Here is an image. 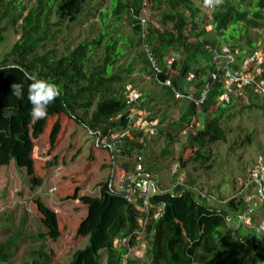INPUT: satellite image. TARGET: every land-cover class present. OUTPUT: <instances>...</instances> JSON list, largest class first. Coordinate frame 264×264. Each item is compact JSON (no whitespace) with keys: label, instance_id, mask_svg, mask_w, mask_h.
<instances>
[{"label":"trees","instance_id":"obj_1","mask_svg":"<svg viewBox=\"0 0 264 264\" xmlns=\"http://www.w3.org/2000/svg\"><path fill=\"white\" fill-rule=\"evenodd\" d=\"M198 1L204 4V0H115L111 10L113 20L119 24L131 23L135 38H140L139 45L144 47L147 44L152 50L163 70L161 79H173L176 90L191 92L195 96L213 83L209 48L220 47L219 41L209 40L203 34L206 15L203 16L197 6ZM255 1L245 8L243 3L247 0L238 3L236 0H222L210 14L214 28L221 32L231 26H242L243 31L264 30V0ZM86 4L87 0H37V7L26 15L27 7L20 6L14 10L6 0H0V25L9 20L7 26L0 27V44L6 42V33L11 26L22 34L0 64V167L14 162L19 171L27 170L31 184L39 188L45 181L44 168L50 170L56 162L47 161L40 166L35 158L37 142L48 139L54 151L73 123L89 128L102 139L127 130L136 133L130 129L129 119L134 106L127 103L126 89L117 88L119 83L127 81V77L123 72L113 71L121 58L120 44L113 39L107 42L106 22L104 27L107 30L103 35L81 42L73 50L63 54H59L56 48L40 52L55 39H51L50 32L45 30L50 26L52 14L57 16L58 27L66 22L79 24L86 13ZM145 5L161 11L165 26L159 30L149 25L146 30L148 39L143 42V29L138 17ZM168 22L173 24L172 29L166 27ZM131 42L134 44V39ZM100 48L104 49V56L93 67ZM234 48L241 49V60L259 49L256 43L251 42L246 45L236 43ZM140 57L143 64L140 71L159 85L145 50ZM170 59L176 60L173 65H169ZM23 70L34 72L61 89L60 96L48 106L46 118L35 122L29 114L32 106L28 100V87L31 81L24 77ZM132 72L131 69L126 73ZM190 73L196 75L193 83L188 82ZM174 74L179 76L174 79ZM14 83L23 84L22 98L12 94ZM213 85L209 101L201 108L187 100L177 99L171 88L161 85L156 94L147 92L143 95L140 100L142 110H147L145 104L150 100L180 112L178 121L170 126L163 128L167 118L160 120L159 136L166 138L163 157L172 155L170 149L179 144L184 165L206 164L212 158L213 147L226 139L224 122L239 115L231 114L232 110H237L238 102L233 98L230 105L218 106V99L225 91L222 84L217 82ZM240 100L243 104L250 103L249 108L264 111V99L252 89H247ZM79 110L84 111L87 117L91 115L88 122L77 114ZM5 111H12L15 115L6 118ZM201 113L212 115L204 125L199 124ZM156 119L153 117L151 120ZM140 136H144L143 132ZM126 141L123 156L132 159L143 147L138 139L131 141L128 138ZM153 141L146 138L147 147ZM106 148L115 156L112 147ZM124 167L129 172L133 170L128 165ZM147 171L153 173L150 168ZM175 175L176 184H181L164 190L151 201L156 209L146 226L149 245L145 259H130V264H264V234L238 224L249 207L248 198L239 197L220 207L212 206L209 203L211 197L209 200L202 198V191L198 193L189 188L180 181V174ZM112 183L110 178L97 197L80 196V188L72 186L57 192L62 202H81L86 209L82 215L55 211L41 198L30 201V207L47 232L39 236L43 245L36 251L38 257L28 264H53L55 251L53 247L47 251L48 245L59 243L66 232L70 236V228L77 243L89 239L88 246L76 252L71 264H102L103 251L107 252V264H125L130 249L116 246V242L132 238L130 244L136 245L134 235L143 230L140 220L147 216L137 209L128 195L114 193ZM138 196L137 192L135 197ZM160 208L162 213L155 218L154 214ZM17 240L12 238L0 247V264L11 263L14 254L10 251Z\"/></svg>","mask_w":264,"mask_h":264},{"label":"rangeland","instance_id":"obj_2","mask_svg":"<svg viewBox=\"0 0 264 264\" xmlns=\"http://www.w3.org/2000/svg\"><path fill=\"white\" fill-rule=\"evenodd\" d=\"M236 1V3L241 2V0ZM114 2L115 0H87L86 13L79 24L66 22L58 27L57 16L53 13L50 26L45 27V30L50 32L51 39L53 37L55 39L40 52L44 53L48 49L56 48L59 54H63L68 50H73L81 42L92 41L94 38L103 35L104 31L107 30L104 27L106 22L109 32L107 42L113 39L120 44L121 58L113 71L123 72L127 77V81L119 83L117 88L127 90L129 86H132V90L141 94L142 97L147 92L156 94L160 90V86L155 84L151 77L140 71L143 66L140 54L145 50L141 44L139 45L140 38H135L131 23L125 21L119 24L116 20H113L111 10ZM6 3L14 10L19 9L20 6L27 7L26 15L30 10L37 7V0H6ZM253 3H256V1L247 0L243 4L245 8H248ZM197 6L201 8L203 16L206 15L203 19V34L209 40L219 41L220 47L227 45L235 49L236 43L246 45L247 42L264 46L262 45L264 30L248 29L243 31L242 26H231L226 31H218L214 28L210 17L212 10L199 1ZM141 15L148 20L150 27L153 26L160 30L165 26L161 11L153 9L150 5L144 6ZM8 22L9 20L4 21L0 27L7 26ZM166 27L172 29L174 26L171 22H168ZM21 37L22 34L17 33V28L11 26L6 33V42L0 44V64ZM133 39L134 44L131 42ZM237 49L241 51L240 48ZM103 56L104 49H98L93 67L97 65L96 63ZM131 69L133 72L127 74L126 72L131 71ZM176 76H179V74ZM260 98L264 99L263 97ZM240 101V99H237V110L231 112V114L239 115L224 122L227 132L226 139L218 142L213 147L212 158L206 164L184 165L181 161L179 144L170 149L172 155L163 157L166 148L164 140L166 138L159 136L158 128L156 135L148 134L146 136L147 134L143 133V137L140 136L141 132H138V130L134 129L137 131L136 133L129 130L130 136L128 138L131 141L137 139L140 141L144 137L154 139L144 154V168L146 170L151 169L160 180V186L163 190L173 188L177 182L175 174L178 173L181 175V182L189 188H194L198 193L199 190L202 191V198L209 200L211 197L209 203L212 206L220 207L233 199L254 195L253 187H247L250 172L256 167L261 156L264 155V111L249 108L250 103L243 104ZM145 106L147 110L141 109L142 112L139 116L142 118L148 117L145 118L147 122L153 117L159 121L165 117L167 118L163 126L165 128L179 119L180 112L178 110L170 109L159 102L153 103L147 100ZM138 107L142 108V103H139ZM77 114L86 122L90 120L91 115L87 117L84 111L79 110ZM133 114H138L136 109ZM211 116L210 113H201L199 124H206ZM105 138H100L95 132L83 125L73 123L70 124L69 131L54 151H52L48 139L45 138L37 142L35 158L40 166L47 161L56 162V165L50 170L44 168L45 181L40 188L33 186L27 170L19 171L14 162L10 166L0 167V247L12 238L18 239V243L10 251L14 254L10 264H28L35 260L38 257L36 251L41 250L43 245L39 236L47 230L30 207V201L41 198L55 211L75 216L82 215L86 209L81 202L73 200L62 202L58 199L57 192L72 186L80 188V196L91 195L97 197L110 178L116 181L122 176V173L124 174L127 171L125 165L134 169L137 165L135 158H120L110 154L103 142ZM125 142L127 143V141ZM253 206L255 208L253 217L256 220L255 222L264 221V205L254 199ZM233 226L231 225L232 228ZM71 231L73 232L70 228V236L66 232L59 243L53 246L52 243L48 245L47 251H51V247L55 251L53 264H71L76 252L88 246L89 239H83L77 243ZM148 245L149 240L146 234L140 236L135 245L137 247L132 258L141 260L145 258ZM102 255V264H107V252L103 251Z\"/></svg>","mask_w":264,"mask_h":264},{"label":"built area","instance_id":"obj_3","mask_svg":"<svg viewBox=\"0 0 264 264\" xmlns=\"http://www.w3.org/2000/svg\"><path fill=\"white\" fill-rule=\"evenodd\" d=\"M206 7L212 11L215 10V5H213V8L209 6ZM138 19L143 29L141 38L143 42H146L148 39V33L146 31L147 27L149 26L148 20L145 19L141 14ZM262 45H264V41ZM143 48L148 55L149 62L155 72L159 85L171 88L176 94L177 99L187 100L195 104L198 108H201L209 101L214 88L213 84L217 82L223 85L225 91V93L218 99V106L230 105L233 98H243L247 89L254 90L257 95L264 98V46H259L258 44V51L244 60H241L242 55L239 49H233L227 45L217 48H209V53L212 55L213 66V71L210 78L213 83L211 84L210 88L204 89L199 96H195L191 92H182L176 90L173 84V79L162 80L161 75L163 70L159 67L152 50L147 46V44H144ZM177 58H180V55H177ZM176 60L170 59L168 61L169 65H173ZM195 80L196 75L190 73L188 76V82L193 83ZM131 87L132 86H129L125 93L128 105L134 106L131 109L129 117L130 129H135L138 130V132L146 133V136H148V134L156 135L157 128L160 126V121L156 119L147 122L145 118L148 117L142 118L139 116L142 112L141 108L138 107L142 95L132 90ZM135 109L137 110L138 114L134 115L133 113ZM129 136V130H127L121 134L113 135L112 138L106 137L103 142L106 147H112L115 150V156L123 158V148L126 143L125 141ZM146 138L148 137H144L140 141L138 140V143L143 147V149L136 152L134 158L137 162V165L135 169H133L131 172L125 171V173H122V176H120L118 180L113 181L111 184L114 193L128 195L132 199V203L136 204L137 209L147 216V218L140 220L143 230L136 232L134 235L137 242L140 236H145L146 226L149 222L152 211L156 209L151 203L153 197L164 191L160 187L157 177L144 168V153L147 149ZM180 184L181 183L179 182L174 186L176 187ZM250 186L253 187L254 195L247 197L249 207L244 215L239 219L238 224L247 226L251 229H256L258 234H264V221L256 224L253 218L255 215V208L253 206L254 199L260 203H264V155L261 156L256 167L250 172V180L247 187ZM137 192L139 194L138 198L135 197ZM161 213L162 209L160 208L154 214V217L158 218ZM131 241L132 238H126L123 240H118L116 243L118 246L128 247L130 249L129 254L125 257V264H130L129 260L133 259L132 255L135 252V248L137 247L135 245L132 246L130 244ZM145 254H147V252H145ZM144 259L145 258L142 260Z\"/></svg>","mask_w":264,"mask_h":264},{"label":"clouds","instance_id":"obj_4","mask_svg":"<svg viewBox=\"0 0 264 264\" xmlns=\"http://www.w3.org/2000/svg\"><path fill=\"white\" fill-rule=\"evenodd\" d=\"M221 2L222 0H204V5L211 7L213 5H219ZM23 71L24 77L28 81H31L28 87V100L32 106L29 114L35 122L46 118L48 106L60 96L61 89L57 84L40 78L34 72ZM12 94L17 98H22L23 84L14 83L12 85ZM3 114L6 118H11L15 115L12 111H5Z\"/></svg>","mask_w":264,"mask_h":264},{"label":"crops","instance_id":"obj_5","mask_svg":"<svg viewBox=\"0 0 264 264\" xmlns=\"http://www.w3.org/2000/svg\"><path fill=\"white\" fill-rule=\"evenodd\" d=\"M176 75H177V74H174V76H173V78H174V79H176V78H177V76H176Z\"/></svg>","mask_w":264,"mask_h":264}]
</instances>
